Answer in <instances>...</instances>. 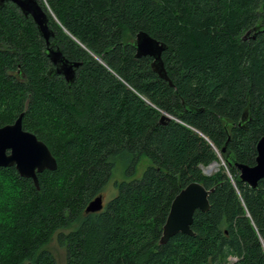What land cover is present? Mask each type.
I'll return each instance as SVG.
<instances>
[{
    "label": "trees",
    "instance_id": "16d2710c",
    "mask_svg": "<svg viewBox=\"0 0 264 264\" xmlns=\"http://www.w3.org/2000/svg\"><path fill=\"white\" fill-rule=\"evenodd\" d=\"M37 1L51 42L81 66L69 84L33 19L0 7V128L23 114L58 164L39 189L0 168V264H57L55 236L64 264H264V179L252 188L229 165L255 166L264 137V0ZM140 32L166 44L172 85L137 58ZM144 157L141 178L112 183L118 163L133 176ZM194 182L213 190L210 210L193 236L161 244ZM110 184L115 196L86 213Z\"/></svg>",
    "mask_w": 264,
    "mask_h": 264
},
{
    "label": "water",
    "instance_id": "95a60500",
    "mask_svg": "<svg viewBox=\"0 0 264 264\" xmlns=\"http://www.w3.org/2000/svg\"><path fill=\"white\" fill-rule=\"evenodd\" d=\"M15 4L25 17H31L36 24L40 35L46 41L47 54L55 71L65 77L69 84L76 79V70L81 63L67 60L63 52L51 42L54 32L49 26V18L37 0H0V7L5 3ZM259 32V31H257ZM137 58H153L152 69L160 78L170 82L163 61V53L167 46L152 38L146 32H140L135 39ZM172 118L163 115L160 122L165 124ZM258 156L256 165L251 167L243 164H232L240 172V180L252 188H257L264 179V137L257 145ZM15 167L23 178L32 179L39 189L38 174L45 171H55L58 167L57 160L52 155L48 146L39 140L33 133L24 130L23 114L15 123L0 128V168ZM213 190H207L199 183H192L183 189L174 199L167 222L163 229L161 244H166L171 238L179 235H194L192 225L197 211L210 210L209 197ZM104 208L103 196L93 200L86 209V213H97Z\"/></svg>",
    "mask_w": 264,
    "mask_h": 264
},
{
    "label": "rangeland",
    "instance_id": "374dc122",
    "mask_svg": "<svg viewBox=\"0 0 264 264\" xmlns=\"http://www.w3.org/2000/svg\"><path fill=\"white\" fill-rule=\"evenodd\" d=\"M150 165H151V161L148 158L146 157L142 158L137 167L135 174L133 176H129L125 174L124 167L121 165V163H118L116 170L114 172L112 183L115 180L121 182V181H130L132 179H139L143 176L144 172L147 170V168ZM208 169H209V166L203 168V173L205 175H213L214 173L218 171V170L217 171L215 170L213 172H209ZM113 190H114L113 185L110 184L107 187V190L103 195V200L105 204L111 199V195L115 196L116 191L113 193ZM47 249L55 257L57 264H64L66 262V257H67L66 249L59 245L57 241V236L54 237V239L48 245Z\"/></svg>",
    "mask_w": 264,
    "mask_h": 264
},
{
    "label": "bare ground",
    "instance_id": "6f19581e",
    "mask_svg": "<svg viewBox=\"0 0 264 264\" xmlns=\"http://www.w3.org/2000/svg\"><path fill=\"white\" fill-rule=\"evenodd\" d=\"M218 168H219V164H218V163H214V164H212L211 166H209L208 171H209V172H213V171H215V170L217 171Z\"/></svg>",
    "mask_w": 264,
    "mask_h": 264
}]
</instances>
